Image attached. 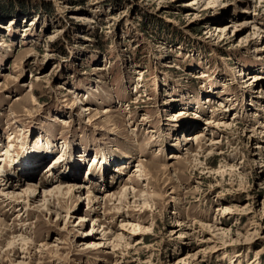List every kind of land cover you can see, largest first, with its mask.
Here are the masks:
<instances>
[{"label": "rangeland", "instance_id": "374dc122", "mask_svg": "<svg viewBox=\"0 0 264 264\" xmlns=\"http://www.w3.org/2000/svg\"><path fill=\"white\" fill-rule=\"evenodd\" d=\"M262 124L264 0H0V264H264Z\"/></svg>", "mask_w": 264, "mask_h": 264}, {"label": "bare ground", "instance_id": "6f19581e", "mask_svg": "<svg viewBox=\"0 0 264 264\" xmlns=\"http://www.w3.org/2000/svg\"><path fill=\"white\" fill-rule=\"evenodd\" d=\"M249 76V75H248ZM250 77V76H249ZM253 77H254V80H257L258 78H259V76H256V75H253ZM178 115H180L179 113H178ZM262 125H264V124H262ZM261 125V126H262ZM202 134L203 133H201L200 131H196V130H193V132H192V134H190V135H187L186 136V138H185V141H189V140H191V141H195L197 144H199L200 142H201V136H202ZM8 152V150H6L5 151V153H7ZM169 158H173V159H178L179 157H181L180 155H179V153L178 152H171L170 154H169V156H168ZM2 160V159H1ZM142 168H143V164H136V170H135V172H139L141 175H142V173L141 172H143V170H142ZM74 176V175H73ZM34 186V185H33ZM72 186H73V189H75V190H78V189H80V188H84L85 186H83L82 184H75V185H73L72 184ZM56 187H58V185H56ZM64 187H66V186H64ZM59 188V187H58ZM58 188H57V190H58ZM29 189V188H28ZM113 195H115V196H117L116 194H112L111 196H113ZM108 197H109V195H108ZM124 197H125V195H124ZM90 198H92V197H88V200L89 201H91L90 200ZM122 197L120 196V198H119V196H117L116 197V199L117 200H122L121 199ZM94 199V198H93ZM95 201H96V199H94ZM97 203H98V201H96ZM121 202H123V201H121ZM7 204H9V202H7ZM93 206V205H92ZM118 209V208H117ZM226 209V208H225ZM135 224V225H134ZM134 224H131V226L133 225L134 227V230H135V226H136V229H140V230H147L148 229V227H141L140 226V224L139 223H134ZM140 242V240H138V243ZM117 243H119V242H117ZM129 242L127 241L126 242V244H128ZM115 245V244H114ZM113 245V246H114Z\"/></svg>", "mask_w": 264, "mask_h": 264}]
</instances>
